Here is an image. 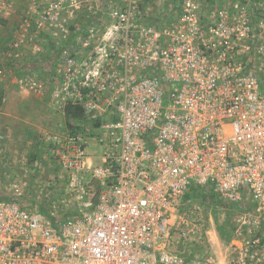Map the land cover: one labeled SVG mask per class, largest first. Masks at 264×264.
I'll return each mask as SVG.
<instances>
[{"label": "built area", "instance_id": "2783aa9c", "mask_svg": "<svg viewBox=\"0 0 264 264\" xmlns=\"http://www.w3.org/2000/svg\"><path fill=\"white\" fill-rule=\"evenodd\" d=\"M11 1L0 0V19ZM88 1L28 0L14 58L48 27L65 38L60 12L72 19ZM143 1L108 0L107 25L76 29L77 56L57 60L54 104L77 102L86 115L81 132L58 125L49 136L67 179L61 203L74 212L54 219L10 196L18 186H0V264H217L171 250L202 226L194 189L235 206L241 225L264 227V0H181L158 16ZM5 73L0 65V84ZM37 82L15 83L39 94ZM260 242L226 264H264Z\"/></svg>", "mask_w": 264, "mask_h": 264}, {"label": "rangeland", "instance_id": "374dc122", "mask_svg": "<svg viewBox=\"0 0 264 264\" xmlns=\"http://www.w3.org/2000/svg\"><path fill=\"white\" fill-rule=\"evenodd\" d=\"M16 2L18 12L14 13V17L9 19H0V65L5 66L6 70L9 71V75L12 78L19 77H30L34 75L37 79L45 80L46 78L51 83L48 87L50 97H52V107L43 111L40 108L39 112L32 109V113L27 114L25 119L27 122L30 120L37 123L41 127L51 131L54 130V123L61 119V115L58 112H54L57 107H54V75H56L57 60L64 55L74 53L77 56V46L82 43L84 36L82 34L77 35L75 30L84 31L87 28H102L107 25L106 19L100 17L97 22L92 18H95L99 11L102 16H106L109 8L108 0H91L87 3L81 4L80 10H76L74 18L70 19L69 13L66 9L60 12L62 16V23L65 29H69L68 34L65 38L62 35L54 37L51 35V30L54 32L55 29L51 30L46 28L44 32L38 35H34L33 45L34 49H24L20 52L18 58H14L16 54L14 50L10 49V41L15 29L19 26L22 21L23 14L25 13V3L28 0H13ZM181 0H144L140 5L142 12L145 14H151L158 16L160 14H169L175 7L179 5ZM203 5V8H219L223 7L225 1L228 0H198ZM102 3V5L100 4ZM100 5V6H99ZM67 6V4H66ZM100 8V9H99ZM3 23V24H2ZM78 31V32H79ZM73 33V42L70 47L64 46L69 41L68 37ZM22 54L24 56L22 57ZM80 53L78 56H80ZM5 64V65H4ZM10 69V70H9ZM20 69V70H19ZM18 71V72H17ZM13 74V75H12ZM58 76H60L58 74ZM59 79V77H58ZM13 81V80H12ZM11 81V82H12ZM9 82V86L13 87V83ZM2 84H0L1 86ZM16 85V83H15ZM18 88V86L16 85ZM15 87L12 88V90ZM18 93V91H16ZM13 103L9 106H11ZM14 106V104H13ZM22 114L18 115V119L26 117V109L21 108ZM46 113V114H45ZM79 119V118H78ZM38 121V122H37ZM58 124V123H57ZM66 132V129H64ZM25 146V145H24ZM23 146V149H25ZM30 146V145H29ZM20 148V147H19ZM28 151L31 150L27 148ZM88 151L98 152V149H88ZM29 153V152H28ZM25 164L22 161L12 162L8 161L6 164L0 163V186L7 188L8 186H18L16 189H11L10 196L16 197L21 203L27 204V207L37 208L42 213L48 214L53 212L54 219H59L65 215L67 209H63L62 200L67 197V179L62 174L60 168L57 166L55 161L48 156V154L40 155V159L26 156ZM12 188V187H11ZM17 188V187H16ZM6 190V189H5ZM218 204L209 202V200L192 198V205L194 208L199 209L200 217L202 221L199 222L198 228L193 227V230L198 231L196 235L191 236L196 238V241L184 245L182 243H172L171 250L181 254L185 258H195L202 254L210 255L214 258L217 264H226L232 259L243 256L247 252H252L250 249L251 242L254 240L261 241L258 252H264V227L256 226H244L240 223L241 212L235 208L222 205L220 200ZM54 206V211L52 207ZM74 212V209L66 212V215H70ZM179 221V217L177 218ZM185 221L188 222L185 231L192 228L191 218L185 217ZM227 222L226 231L229 234V238L221 237L222 235L218 232V224H224ZM190 223V224H189ZM263 244V245H262Z\"/></svg>", "mask_w": 264, "mask_h": 264}, {"label": "crops", "instance_id": "0c3cea01", "mask_svg": "<svg viewBox=\"0 0 264 264\" xmlns=\"http://www.w3.org/2000/svg\"><path fill=\"white\" fill-rule=\"evenodd\" d=\"M16 2L17 1L13 3L12 0L10 4L8 3L9 5H7V9L10 11L11 15L8 18L9 20L15 16V12L19 11L18 7L15 5ZM25 4H27V2ZM100 4L102 5V3ZM100 17L105 19V16H102V13L99 11V14H97V16L92 19L98 22L100 20ZM73 38V33H71L68 37L69 41L66 42L64 46L71 48ZM79 46L80 45H78L77 47ZM82 46L83 45H81V47ZM24 49H29V47H24L21 49V51H23ZM31 49L32 47L30 46L29 50ZM23 56L24 54H22V57ZM18 74L19 72L17 73V76L15 78H12L9 75V71L6 70V73L4 74L1 82L2 85L0 86V135H2L3 137L2 140H0V153L4 156L6 164L9 160H11L12 162L22 161V163L25 164V158L27 155L28 157L40 159V155H42L43 153L48 154V156L50 157L49 136L54 134V132H59L60 130L64 131V129H66V131L70 134L79 133L83 130V121H85L86 119L83 108L81 107V105H79V103H67L62 101L59 102V105H61L62 108L61 106H59L58 108V105L54 104V107H57L54 112H58V114L62 116L61 119L54 123V130L49 131L30 120L27 122L25 119L27 118V114L32 113V109H35L36 112H39L41 108L46 112L48 111L47 109H50V107H52V97H50L47 87L51 83L47 78L45 80L38 79L37 83L41 88V93L34 94L32 93V91H23L16 87L15 82L19 77ZM56 76L57 75H54V86L58 79ZM9 82L13 83V87H15L13 90V87L11 88V86H9ZM16 91H18V93H16ZM11 102L14 104V106L13 104L9 106ZM22 107L26 109V117L20 120L17 116L22 114L21 111H18L21 110ZM70 110L75 114H68ZM58 125L61 126L60 130H57ZM29 145L31 146V150L28 151L27 148H30ZM23 146L25 149H23ZM98 153L99 150L98 152H95L96 155H98Z\"/></svg>", "mask_w": 264, "mask_h": 264}, {"label": "trees", "instance_id": "16d2710c", "mask_svg": "<svg viewBox=\"0 0 264 264\" xmlns=\"http://www.w3.org/2000/svg\"><path fill=\"white\" fill-rule=\"evenodd\" d=\"M68 114H75V113H73L71 110L68 112ZM193 191V193H192V195L191 196H187L188 198L189 197H192V198H197V199H204V200H209V202H212V203H214V204H218V202L217 201H219L218 199H217V197H215L213 194H208V195H206L204 192H201V191H199V190H197V189H194V190H192ZM220 203H223L222 205H224V206H229V207H231V208H235L236 209V207L235 206H233V205H228V204H225L224 202H222L221 200H220ZM227 222H225L224 224L222 223V224H218V232H220V234L222 235L221 237H225L226 239H228L229 238V234H228V232L226 231V224ZM189 259H191V258H188V260Z\"/></svg>", "mask_w": 264, "mask_h": 264}]
</instances>
